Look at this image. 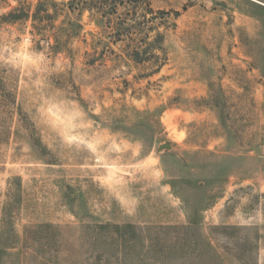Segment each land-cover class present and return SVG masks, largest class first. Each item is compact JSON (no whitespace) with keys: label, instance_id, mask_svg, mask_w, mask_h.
I'll return each mask as SVG.
<instances>
[{"label":"rangeland","instance_id":"374dc122","mask_svg":"<svg viewBox=\"0 0 264 264\" xmlns=\"http://www.w3.org/2000/svg\"><path fill=\"white\" fill-rule=\"evenodd\" d=\"M0 264H264V0H0Z\"/></svg>","mask_w":264,"mask_h":264}]
</instances>
